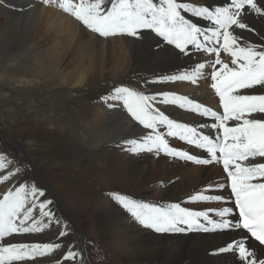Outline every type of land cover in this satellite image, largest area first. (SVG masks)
Masks as SVG:
<instances>
[{"label": "bare ground", "instance_id": "bare-ground-1", "mask_svg": "<svg viewBox=\"0 0 264 264\" xmlns=\"http://www.w3.org/2000/svg\"><path fill=\"white\" fill-rule=\"evenodd\" d=\"M153 2L159 3L160 0H153ZM177 2L188 4L192 8L207 7L210 11L220 7H231V0H177ZM30 3L29 0L21 1V8H27ZM257 3L264 9V3L261 0H257ZM195 4H205L206 6H195ZM102 7L110 8V0H104ZM8 9L7 5L0 4V14L2 13L4 16L3 19L0 17V41L2 45L11 48L15 45L16 48L20 47L26 52L30 47L34 49V60L42 64L45 63L44 65L48 68L51 67L46 75L45 72H40V75L50 83L54 84L58 81L60 84L57 85L60 86L55 87L56 89L62 90L66 87L82 89L83 86L100 79L128 77V74L135 73V71H145V74L148 73L149 75L146 80H143L144 86L142 84L137 85L138 92L157 97L152 102L154 109H159L161 113L177 123L195 128L199 134L209 133L214 138L220 136L222 129L218 131L212 127L218 121L213 118L206 119L203 114L204 108L223 113L220 98L215 89L211 87L213 83L211 80L212 72L220 70L222 67V65H218V69H215L216 67L213 68L210 63L216 59L215 53L197 49L194 45H188L186 51L181 53L174 45H168L162 37H155L156 34L152 30L155 36L141 29L140 38L124 36V34L103 37L82 25L73 15L71 17L63 11L56 10H52L50 13L49 10L41 8L38 2L34 3V7L31 9L21 12L17 10L11 12ZM232 10L235 11L234 8ZM181 14L186 20H190L202 29L201 43H205L202 38L203 34L211 35L210 30L215 27L214 22L206 16H197L190 9H182ZM191 16L194 18L191 19ZM241 16L243 17L241 22L247 24L248 28L239 29L236 26L229 28V31H233V34L240 38L239 46L250 43L258 48L264 47V16L254 13L247 7L246 11L241 12ZM17 29H25L27 32L20 42V46L15 42L17 38L11 40V37L18 31ZM254 32H257V35ZM62 34L66 37L58 41L57 38ZM206 44L212 46L213 42L210 40ZM220 59L224 63H228L229 67H233L232 60L234 58L222 48ZM201 63L205 64V67L197 73V66ZM181 74L192 75L194 79L191 81L166 79V77ZM137 75L139 78L143 76L140 73ZM137 75L133 77H137ZM20 80L23 84L22 82L26 79L21 78ZM26 84L30 83L27 82ZM121 85L126 84L122 83ZM26 88L32 90L29 86ZM112 88H117V86L111 87L110 91L100 98L101 100H99L92 116H88V128L83 127L88 143L96 146L102 145L111 152L109 157H99L101 163L99 169L95 172L88 169L90 170L87 171L88 176L94 177V182L98 181L100 177L103 183L108 184L109 188L117 190L114 192L120 193V195L125 193L122 192L125 190L124 188L130 187L135 194H141V197L124 196L141 203L153 204L163 208H167L171 204H180L181 207L190 210L207 211L209 216H213L217 220L238 221L230 198L228 177L224 172L223 160L220 155L217 153L218 162L213 161L208 166H203L182 161L179 159L180 157L168 156L163 151L159 153L155 150L151 152L130 151L129 141L136 140L142 143L143 138L152 130L144 128L138 121H135L127 111L123 101L121 104H116L113 101V94L110 93ZM163 93L170 94L168 103L163 102ZM238 94L264 95V88L256 86L251 89H240ZM172 96L186 97L187 101H192V103L188 104L187 101H181L173 104L170 102ZM180 104H184V107H181ZM196 104H200L202 107L197 110L195 109ZM247 118L264 119V114L252 113ZM62 120L65 121V118ZM236 123L232 120L227 122L229 127H234ZM157 131L164 135L171 148L186 151L196 157L209 158V154L201 151L199 147L185 144L177 137L167 135L169 129L166 125L159 124ZM31 140L35 141L39 147L44 145L43 148H49L37 138ZM19 146L24 149L25 145L19 143ZM37 153H40V148L37 149ZM53 154L54 150L47 154L44 153L45 156L47 155L46 158L50 160L55 158ZM151 157L157 158V160L151 159ZM254 162L264 163V158L257 157ZM245 163L247 164V162ZM33 166H29L24 175H19L8 182V186L0 190V199L9 189L15 190L22 185L20 184L21 180L34 172L35 167ZM75 176L76 174L72 178L73 181ZM158 176H161L159 180L162 184L164 183V187L153 189L151 183H156L158 180L154 181L153 178ZM208 178L210 179L209 182H213V185L207 184V186L197 189ZM72 180L67 183L69 184L68 188H57L56 185L49 184V189L57 190V195L67 196L74 211L77 212V214L71 210L67 212L69 225L61 224L63 217L61 218L55 201L44 209L40 208V205L49 199V197L45 198L47 191L42 190L44 196L37 195L34 202L32 196L28 197L27 206L32 208V215L24 224L25 227L35 224L36 227L40 228V231L12 233L0 241V244L4 246H7L8 243H51L60 245V247H54L43 256L33 255L22 261H11L9 264H48L51 261L60 264H84V262L90 264L86 257L84 234L75 225H79L77 217L82 218L81 211L87 208V203L89 204V201L94 198L93 195L88 194L94 189L89 188V191H81ZM262 181L264 179L253 182ZM219 182L220 184L215 185ZM114 185L124 188L117 189ZM219 185H224V187L221 188ZM25 186L31 188V185ZM193 188L197 190L187 192ZM197 194L220 196L221 200H192L191 197ZM182 195V198H175ZM165 196L171 198L165 199ZM57 200H59V196H57ZM95 200L99 204L102 203L97 213L98 218L96 217L97 219L94 221L88 220V222L92 229L101 232L99 244L106 247V254L118 259L121 264H245L236 252L218 251L237 241L245 242L248 251L255 254L254 258L257 260V264L259 260H264V248L249 239L242 229L204 231L203 227L212 229V226L201 217L202 227L199 229L193 227V229L182 233H157L155 230L139 224L131 213L119 205L117 201L111 203L96 197ZM222 201L226 202L223 203ZM223 208H231L232 212L225 217H220L217 213ZM45 212L51 214L44 215ZM181 227L187 226L181 225ZM65 229L71 234L68 239H77L76 243L60 244L59 236L60 233L65 232ZM105 247L102 246L104 250ZM68 251L75 253L73 258H67Z\"/></svg>", "mask_w": 264, "mask_h": 264}, {"label": "snow or ice", "instance_id": "snow-or-ice-1", "mask_svg": "<svg viewBox=\"0 0 264 264\" xmlns=\"http://www.w3.org/2000/svg\"><path fill=\"white\" fill-rule=\"evenodd\" d=\"M111 7H102L104 0H79L78 3L71 0H61L60 7L70 12L76 20L88 29L98 33L100 36L109 37L117 34H124L131 37H141V29H150L156 36L162 37L168 45H174L181 53H184L188 45H194L197 49H203L208 53H215L216 59L210 63L222 65L220 70L213 71L211 87L219 95L223 105V113L220 114L209 108L203 109L204 115H211L218 123L213 128L223 129L222 135L215 139L207 135L198 136L195 128L186 124L177 123L169 119L159 109H154L152 102L156 96L145 95L128 87L115 88V95L112 99L122 100L127 111L135 121H138L146 129L152 132L143 138V142L130 141V151H153L165 152L173 157H181L188 161H195L200 164L218 162L217 152L222 154L223 168L231 181V192L234 194V203L239 209V220L233 222L228 219L219 221L209 218L207 211H194L180 204H171L167 208L157 207L153 204L141 203L127 196L113 194L115 200L124 209H127L139 224L155 230L157 233H182L191 230L193 227H202L200 218L212 225V229L203 227L204 231L215 229H245L257 241L264 244V182H253L264 179V163H255L257 157L264 158V119H249L252 113L264 114V95H243L238 94L240 89H251L256 86L264 88V47H257L250 43L239 46L240 38L229 31V28L236 26L239 29H247L248 25L241 22L242 11L246 7L254 13L264 16V9L258 5L257 0H231V7H220L210 11L207 7L192 8L188 4L178 3L177 0H160L154 3L153 0H110ZM264 3V0H261ZM235 9V11L232 10ZM182 9H190L197 16H206L214 21L215 27L211 29V35L203 34L202 29L190 20H186L181 14ZM212 41V46L206 42ZM222 41V44H221ZM221 48L230 53L234 58L233 67L220 59ZM163 51V49H161ZM205 64L197 66V73L203 69ZM168 80L194 79L192 75L181 74L166 77ZM164 103L169 102L168 93L162 94ZM187 101L183 96H172L171 103L175 104ZM191 104L192 101H187ZM184 107V104H180ZM202 106L195 105L199 110ZM237 122L234 127H229L228 121ZM164 124L168 127L167 135L179 136L187 140L189 144H195L207 150L208 159H197L186 151H180L169 146L164 135L157 131L158 125ZM3 157L0 156V161ZM247 162V164L245 163ZM0 167L3 164L0 163ZM8 176L0 177V180H7ZM224 187V185H219ZM44 196L35 185L29 189L20 185L15 190L9 189L3 198L0 199V241L12 233H30L40 231L35 224L25 227L24 224L31 218L32 208L28 207V197L34 198ZM194 201L221 200L220 196L197 194L191 197ZM51 201L40 205L41 209L46 208ZM232 212L231 208H223L217 214L220 217L227 216ZM45 212L44 215H50ZM185 225L187 227H181ZM66 235V233H60ZM54 247L60 245L48 244H14L7 246L0 244V264H9L11 261H22L27 257L38 255L43 256ZM220 252H236L245 264H257L255 254L249 252L245 242L237 241L219 249ZM74 252L68 251L67 258H73ZM258 264H264L259 260Z\"/></svg>", "mask_w": 264, "mask_h": 264}, {"label": "rangeland", "instance_id": "rangeland-1", "mask_svg": "<svg viewBox=\"0 0 264 264\" xmlns=\"http://www.w3.org/2000/svg\"><path fill=\"white\" fill-rule=\"evenodd\" d=\"M21 1L23 0H0V4L7 5L8 10L11 12L13 10L21 12L26 9H31L34 7V3L38 2L41 8L43 7L45 10H49L48 12L50 13L52 10L63 11V13L72 17L70 12H66L60 7L61 0H29L31 3L25 9L21 8ZM71 2L78 3L79 0H71ZM88 2H94V0H88ZM195 6L206 5L195 4ZM0 17L3 19L4 16L2 13ZM193 18L191 16V19ZM204 23L207 24V22ZM17 30L11 37V40L17 38L18 40L16 39L15 42L20 46V42L27 32L25 29ZM142 31L149 32L155 36L150 29H142ZM254 33L257 35V32ZM49 37H52V35H49ZM65 37L62 34L57 39L60 41ZM13 47H6L0 41V156L3 157L2 161H0L3 164V167H0V177L8 176L9 173H12L7 180H0V190L7 187L8 182H11L13 178L24 175L29 166L34 165L33 167L35 168L32 175L24 177V180L22 179L20 184L35 185L39 191L46 190L47 194L45 198L49 197L46 201H51V203L53 201L56 202L57 210L61 218L63 217L61 224L67 226L70 224L67 212L70 210L75 214L77 212L74 211L71 205L72 203L67 196L57 195V190L53 191L49 188L51 183L56 185L57 188H68L69 184L67 183L76 174L75 180L72 181L81 191H89V188L94 189V191L91 190L88 193L93 195L94 198L89 201V204L87 203V208L81 211L82 218L77 217L79 225L81 226L78 224L75 225L84 234L87 260L90 264H121L118 259L106 254V247L102 245L105 247L104 250L99 244V235H102L101 232H98L97 229H92V226L88 222V220L94 221L98 218L97 213L101 208L102 203H97L95 197L115 203L116 200L113 194L120 193L114 192L117 190L109 188L108 184L100 180V177L98 181L94 182V177L88 176L87 171L91 170L95 172L99 169L101 165L99 157H109L111 152L107 151L108 149L106 150V147L102 145L96 146L88 143L83 127L88 128V116H92L99 100H101L100 98L105 96L111 87H128L139 91L137 85L142 84L144 86L145 82L143 80H146L149 74H145V71H135V73L128 74V77L105 78L94 81L92 84L83 86L82 89L66 87L61 90L55 88L60 86L57 85L60 84L58 81L53 84L40 75V72H45L46 75L51 70V67L48 68L44 65L45 63L42 64L34 60V49L30 47V50L28 49L26 52V50L24 51L20 47V49L16 48L15 45ZM215 67L213 66V68L218 69V65H215ZM138 73L143 75L141 76L142 78L138 77ZM134 75H137V77H133ZM21 78H25V81L30 84H26L27 82L25 83V81L21 84ZM122 83L126 85H121ZM26 86H29L32 90H29ZM114 90L115 88H112L110 92L113 95H115ZM113 101L116 104H121L122 102V100L116 99H113ZM63 118H65V121L62 120ZM33 138L39 139L41 143H44L49 148H43L44 145L42 147L37 146L36 142L31 140ZM129 142L128 146L132 147ZM19 143L25 145L24 149L19 146ZM39 148L40 153L38 154L37 149ZM52 150H54L53 156L55 158L50 160L46 158L47 155L45 156L44 153L47 154ZM151 159L157 160L154 157H151ZM224 172L226 173V171ZM219 174L221 175V172ZM160 177L153 178L154 181L158 180L156 183H151L153 189L164 187V183L162 184L159 180ZM209 178L197 189L203 188L207 184L213 185V182H209L211 179ZM218 184L220 182L215 183V185ZM114 186L117 189L124 188L119 185ZM124 189L122 191L125 192L122 193L123 195L141 197V194H135L130 187ZM197 189L193 188V190L187 192H194ZM149 193L151 194V192ZM56 195L59 196V200H57ZM183 195L175 198H182ZM164 198L168 199L171 197L165 196ZM92 202L95 203L93 204ZM222 202L225 203L224 201ZM64 231L66 234L69 232L66 229ZM70 235V233L68 235H60V244L64 243L67 245L68 243H76L77 239H68ZM48 264L60 263L51 261ZM84 264L88 263L84 262Z\"/></svg>", "mask_w": 264, "mask_h": 264}]
</instances>
